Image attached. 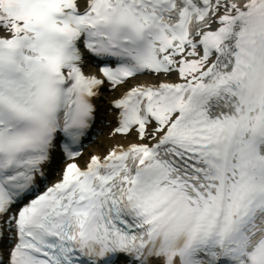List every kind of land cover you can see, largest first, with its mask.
Segmentation results:
<instances>
[{
  "label": "snow or ice",
  "instance_id": "6c2138e0",
  "mask_svg": "<svg viewBox=\"0 0 264 264\" xmlns=\"http://www.w3.org/2000/svg\"><path fill=\"white\" fill-rule=\"evenodd\" d=\"M0 264H264V0H0Z\"/></svg>",
  "mask_w": 264,
  "mask_h": 264
},
{
  "label": "bare ground",
  "instance_id": "6f19581e",
  "mask_svg": "<svg viewBox=\"0 0 264 264\" xmlns=\"http://www.w3.org/2000/svg\"><path fill=\"white\" fill-rule=\"evenodd\" d=\"M140 79H144V78H143V77H141ZM105 135H106V133H105ZM99 139H101V140H102V139H103V137H100ZM93 150H95V146H94V145H92V146H91V151H93Z\"/></svg>",
  "mask_w": 264,
  "mask_h": 264
}]
</instances>
